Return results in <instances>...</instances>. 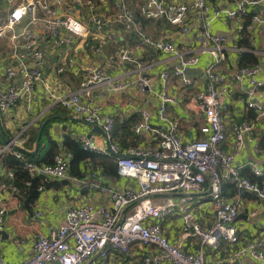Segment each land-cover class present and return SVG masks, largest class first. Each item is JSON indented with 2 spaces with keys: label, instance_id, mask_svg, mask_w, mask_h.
Segmentation results:
<instances>
[{
  "label": "built area",
  "instance_id": "2783aa9c",
  "mask_svg": "<svg viewBox=\"0 0 264 264\" xmlns=\"http://www.w3.org/2000/svg\"><path fill=\"white\" fill-rule=\"evenodd\" d=\"M110 1L116 10L113 18L107 11ZM10 2L17 5L12 7L5 21H0V37L9 33L12 41L11 49L4 52L6 63L4 61L3 67L9 80V85L0 90V110L4 114L19 102L33 98L37 83L43 80L50 53L44 50L32 30V24L36 22H44L48 26L54 42L68 43L69 46L75 38L87 39L91 35V25L102 32L113 23H120L124 32L137 35L139 46L151 47L172 59L159 73V82L164 88L157 95L156 123L152 122L150 111L143 110L141 120L133 126L138 137L153 133L155 146L123 150L112 141L114 117L103 115L96 101L84 99L85 95H91L92 89L100 86L121 91L134 85L142 93L155 92V81L151 75L142 73L133 81L117 79L102 65L94 63L81 70L77 89L58 98L74 116L86 123L100 125L106 133L107 146L98 145L90 137H80L83 149L116 155L118 175L137 181V187L118 190L88 184L90 188L99 186L107 192L112 204L86 202L71 206L57 231L50 235L38 234L33 254L18 264H85L95 256H98L96 264H111V255L123 262L135 243L154 248L153 253L144 258L145 264H211L206 247L218 251L226 244L239 243L235 222L240 214L245 213L241 194L255 193L264 208V187L243 174L249 168L260 177L264 175L263 168L257 164L237 162L238 156L254 137L257 125L264 120V80L258 77L262 69L260 59L264 57V42L260 46L257 39L259 31L264 30V15L249 10L263 5L264 0H236L234 8H229L225 0H140L137 8L129 0ZM82 9L88 13L90 23L84 22ZM138 16L146 21L172 25L180 34L191 35V41L183 44L168 37L154 38L141 27ZM27 17L29 20L23 31L16 32V24ZM222 17L233 22L237 33L234 47L229 45L225 34L213 31V24ZM21 40L27 42L28 52L19 50ZM233 49L239 54L238 61L224 73ZM244 52L257 56V64L240 65V56ZM204 55L210 60L204 69H199L197 66ZM116 58L135 62L141 67L128 49H120ZM75 63L76 59L71 55L63 56L57 71L74 72ZM188 69L201 71L208 81L206 85L199 84L194 94L195 108L203 119L202 136L190 140L185 139L178 119L170 112V106L178 105L179 98L166 90L168 85L175 84L181 96L190 95V87L198 82V75L188 74ZM235 87L244 92L243 99L236 98ZM241 100L245 103L242 121L229 120L227 115H235L232 107ZM252 111L253 116L250 115ZM262 137L264 130L257 136V149L261 147ZM18 145L19 141L14 138L7 141L5 148H11L29 172L30 178L25 182L27 186L40 176L54 179L70 177L66 155L56 154L50 162L37 163ZM14 175V171H4L0 167V187L13 189L14 186L7 184L5 179ZM92 175L96 179L109 177L98 171H93ZM227 183L237 188L235 199L225 197L224 185ZM205 185L210 186L213 221L210 227L204 228L192 209L182 211L184 223L198 242L194 251H188L168 237L162 220L169 214L179 213L184 206L177 202L175 195L189 196L203 190ZM188 199L190 197L184 202ZM258 211L259 208L253 209L251 215L255 216ZM5 215L6 208L0 203V237L5 227ZM40 215L41 212H37V216ZM247 255L264 264V233L233 251L227 260L233 263ZM0 264H5L1 257Z\"/></svg>",
  "mask_w": 264,
  "mask_h": 264
},
{
  "label": "crops",
  "instance_id": "0c3cea01",
  "mask_svg": "<svg viewBox=\"0 0 264 264\" xmlns=\"http://www.w3.org/2000/svg\"><path fill=\"white\" fill-rule=\"evenodd\" d=\"M22 1L28 2V0H15V3ZM139 1L129 0L134 8H137ZM225 1L229 8L236 6V0ZM16 5L12 4L10 0H0V21H5L12 7ZM108 10V15L113 18L116 10L111 1L108 3ZM249 10L261 12L264 15V4L250 7ZM60 13L62 16L65 15V13ZM82 13L85 14L84 22L90 23L88 13L84 12L83 9ZM138 18L141 27L154 38L168 37L183 44L191 41V35L180 34L172 25L146 21L140 16ZM28 20L29 17L16 24L15 31H23ZM233 27L232 21L222 17L213 24V31L225 34L228 37L229 45L234 47V37L237 33ZM32 30L40 39L44 50L50 53L49 61L43 71V80L37 83L33 98L19 102L7 114L0 110V167L4 171L12 170L15 173L14 177L5 179L7 184L14 186L13 189L0 187V203L6 208L5 227L0 237V257L3 258L5 264H18L21 260L30 257L34 252L33 244L36 236L38 234L50 235L57 231L60 225L64 223L66 212L71 206L86 202H93L96 205L112 204L111 196L107 192L101 190L99 186L90 188V184L95 183L118 190H123L126 187H137V181L117 174L115 155L92 153L82 149L79 141L82 136L92 138L98 145L107 146L106 133L100 125L86 123L74 116L58 100L59 97L65 96L79 87L81 70L85 66L97 63L102 65L108 74L117 79L133 81L142 73L154 77L155 92L142 93L134 85L121 91L100 86L92 89L90 96H84V99L88 101L99 103L103 115L109 114L114 117L112 141L116 142L123 150H127L141 146H155L156 140L153 133H144L143 136L138 137L133 132V126L141 120L143 110L150 111L152 122L156 123L159 104L157 95L164 88L160 85L159 73L172 61L171 56L166 53L154 51L151 47L139 46L137 35H129L124 32L120 23H113L102 32L97 31L95 26L91 25V35L85 40L75 38L72 46L64 42H54L48 26L44 22L33 23ZM257 39L261 46L264 42V30L259 31ZM19 43L20 51H29L25 40H21ZM11 47L12 41L9 33L0 37V90L9 85L3 65L5 61L4 52L9 51ZM96 48L98 50H95ZM120 49L130 50L141 67L135 62L116 58ZM70 55L76 59L73 67L74 72L67 70L58 72L57 69L61 64L62 57ZM238 57V52L233 49L229 62L224 66V73L232 68L234 62L238 61ZM209 60V56H202L197 68L204 69ZM260 60L262 69L258 77L264 80V57ZM150 63H152L151 66ZM192 74L198 75V82L190 87L192 89L190 95L181 96L175 84L166 87L167 91L179 98V104L171 105L170 112L178 119L186 140L202 136L200 128L203 125V119L195 108L194 94L199 84L206 85L208 82L206 75L201 71L197 70ZM234 90L236 98L243 99L244 92L241 91L240 87H235ZM232 109L235 110L237 117L228 114L227 118L229 120H241V112L245 110V103L242 100L237 101ZM250 115L253 116V113ZM262 130H264V120H261L257 125L254 137L248 142V146L242 155L238 156L237 162H245L249 165L257 164L264 170V148L257 149L259 143L257 136ZM14 138H17L26 155L37 163L52 161L56 154L66 155L69 162L70 177L54 179L40 176L38 196L30 200L27 199L26 191L29 186L25 182L30 178V175L26 180L19 178L22 172L27 170L22 164H14L15 161L12 159L17 158L13 150L5 148L7 141ZM11 157L13 158L11 159ZM16 166H18L17 169H15ZM93 171L105 173L109 177L96 179L92 175ZM225 185V197L235 199L238 192L237 188L229 184ZM209 192L210 186L205 185L203 190L193 195H175L177 202L183 203L184 206L179 213L169 214L162 220V226L168 237L173 242L180 243L188 251H194L198 247V242L184 223L181 213L185 209H192L203 227H210L213 221V211L209 201ZM187 197L190 199L184 202ZM241 200L245 206V213L240 214L235 222L240 235V242L231 246L226 244L218 251L213 250L210 246L206 247L207 258L211 264H262L249 255L236 259L233 263L227 260L233 251L264 233V208L261 201L255 193L249 192L242 193ZM258 208V213L252 216L253 209ZM37 212H41V215L37 216ZM153 251L152 246L135 243L131 253L123 262L111 255V264H145L144 258L151 255ZM97 260L98 256H95L85 264H96ZM162 264L171 263L163 262Z\"/></svg>",
  "mask_w": 264,
  "mask_h": 264
},
{
  "label": "trees",
  "instance_id": "16d2710c",
  "mask_svg": "<svg viewBox=\"0 0 264 264\" xmlns=\"http://www.w3.org/2000/svg\"><path fill=\"white\" fill-rule=\"evenodd\" d=\"M137 10V9H136ZM257 62H258V57L257 56H255V55H253V54H251V53H248V52H244V53H242L241 54V56H240V60H239V64L240 65H247V64H257ZM251 113H253V115H254V112H251ZM260 145H261V147H263L264 148V137H262V139H261V141H260ZM82 146V145H81ZM82 149H83V147H82ZM84 151H85V149H83ZM87 151V150H86ZM90 152V151H89ZM92 153H95V152H92ZM111 155V154H110ZM114 155V154H113ZM116 156V155H115ZM13 157H11V159H12ZM12 160H14L15 161V163L14 164H22L19 160H17V159H12ZM11 162V161H10ZM50 162V161H49ZM18 168V166H16V168L15 169H17ZM117 171V170H116ZM16 174H19V173H16ZM117 174H118V172H117ZM243 174L245 175V176H247V177H249L253 182H257V183H259L261 186H264V175L263 176H260V177H258V176H255L253 173H252V171L249 169V168H247V169H245V171L243 172ZM29 173L27 172V171H24V172H22V175L21 176H19V178H21V179H28L29 178ZM39 178L40 177H36V178H34V179H32V183H31V185H29V187H28V190L26 191V197H27V199H33V198H35V197H37L38 196V194H39V182H38V180H39ZM24 181V180H23ZM227 184H229V183H227ZM226 184V185H227ZM19 185V184H18ZM225 185V186H226ZM230 186H234L233 184H229ZM20 186H23V185H20ZM24 187V186H23ZM236 188V187H235Z\"/></svg>",
  "mask_w": 264,
  "mask_h": 264
},
{
  "label": "water",
  "instance_id": "95a60500",
  "mask_svg": "<svg viewBox=\"0 0 264 264\" xmlns=\"http://www.w3.org/2000/svg\"><path fill=\"white\" fill-rule=\"evenodd\" d=\"M197 70L196 69H188L187 70V73L188 74H192V72L194 73V72H196ZM240 121H242V118H241V120ZM101 128V127H100ZM191 195H193V194H191Z\"/></svg>",
  "mask_w": 264,
  "mask_h": 264
}]
</instances>
